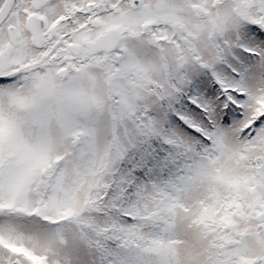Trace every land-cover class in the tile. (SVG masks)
I'll return each mask as SVG.
<instances>
[{"label":"snow or ice","instance_id":"snow-or-ice-1","mask_svg":"<svg viewBox=\"0 0 264 264\" xmlns=\"http://www.w3.org/2000/svg\"><path fill=\"white\" fill-rule=\"evenodd\" d=\"M0 264H264V0H0Z\"/></svg>","mask_w":264,"mask_h":264}]
</instances>
